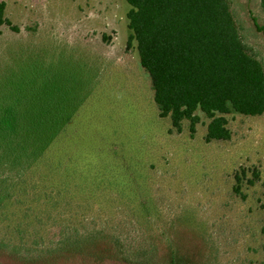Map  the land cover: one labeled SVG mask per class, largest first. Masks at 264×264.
<instances>
[{"label":"rangeland","instance_id":"374dc122","mask_svg":"<svg viewBox=\"0 0 264 264\" xmlns=\"http://www.w3.org/2000/svg\"><path fill=\"white\" fill-rule=\"evenodd\" d=\"M229 2L243 44L264 68L260 0ZM0 3L13 27L0 28V132L27 133L30 150L66 154L75 169L84 155L76 139L95 160L117 145L123 166L118 192L62 186L65 198L76 192L77 211L71 205L59 217L72 227L39 247L10 241L43 235L45 220L34 226L36 214L24 216L12 186L0 183V264H264V115H228L229 142L205 143L201 115L193 137L186 123L170 132L127 48L125 2Z\"/></svg>","mask_w":264,"mask_h":264},{"label":"trees","instance_id":"16d2710c","mask_svg":"<svg viewBox=\"0 0 264 264\" xmlns=\"http://www.w3.org/2000/svg\"><path fill=\"white\" fill-rule=\"evenodd\" d=\"M120 1L130 7L127 48L134 47L149 79L158 118L169 121L170 132L181 134L186 123L193 137L201 115L208 121L205 143L229 142L228 115H264V68L243 44L229 0ZM260 4L264 13V0ZM2 27L13 29L5 18L4 3H0ZM257 30L264 34V29ZM14 124L11 121L8 126L15 130ZM76 141L84 155L76 157L75 169L66 154L30 150L27 133L22 137L18 130L0 132V183L12 186L10 196L18 200L15 207L22 208L24 216L36 214L34 226H39L36 221L41 217L45 220L43 235L40 231L14 234L11 242L39 247L50 243L47 237L54 239L62 229H71L72 225L59 222V217L70 214L71 205L77 211L76 192L65 198L64 185L74 182L76 187L104 195L122 188L117 176L123 166L117 161L120 151L115 152L120 147L98 153L95 160L86 145ZM9 168L13 178L4 176ZM254 175L258 180V174ZM236 183L240 184L239 178ZM25 201L31 205L24 207Z\"/></svg>","mask_w":264,"mask_h":264}]
</instances>
